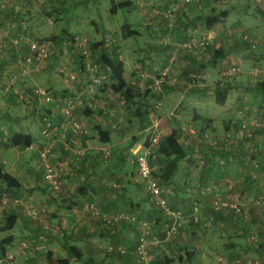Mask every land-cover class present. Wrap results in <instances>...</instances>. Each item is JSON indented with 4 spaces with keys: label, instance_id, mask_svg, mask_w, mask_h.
<instances>
[{
    "label": "rangeland",
    "instance_id": "rangeland-1",
    "mask_svg": "<svg viewBox=\"0 0 264 264\" xmlns=\"http://www.w3.org/2000/svg\"><path fill=\"white\" fill-rule=\"evenodd\" d=\"M59 1L60 2H56L55 0H37L30 2L25 0L22 1V3L15 2L11 5L12 0H0V60L5 58V56L13 55L14 57H12V59L13 62L17 64L16 67L22 66L20 70L21 80L22 77L40 74L43 71H45V76L46 70L48 69L51 74H56L58 77L61 75L67 77L72 86V88H70L71 91L63 95L53 92L49 85L50 82L48 81H45L46 86H25V95L27 99L29 98L30 100L20 98L19 96L24 103L15 101L16 107L14 108H16V110L7 111L0 107V151L1 153L2 151H7L6 154L13 153V149L4 148L2 145L11 146L8 143L9 137L16 132H25L28 130V127L29 129L32 128V134L37 138L35 140H41L40 135L42 133L43 139L46 140L45 146H35L34 149L38 150L39 155L45 147L48 148V163L51 168L58 173L60 190L56 192L55 190L58 189L53 187V182L43 174L41 175V179L37 177L36 183L38 186L40 183L44 185L43 189L54 197H69L70 202L68 206L70 209L73 208L71 212L74 216V220L70 222V226L67 227V229L69 228L71 230L73 227L75 233H77L76 236L80 237L85 244H78L76 246L72 244L73 240L70 242L65 241V243L76 246L84 257L82 258V262H72L64 245L62 250L65 252L63 253L59 250V253H56V255L59 256L58 260L46 256L45 249L47 242L52 239L50 235H57L55 229L57 228L58 234L63 232L62 230H68L60 229L57 225H55L56 228L48 225L49 221L53 222L54 220L50 217L53 213L40 208L42 203L40 204L37 201L40 196L37 195L32 198L31 201H26L25 196H23L21 194L22 191H20L14 194L4 193L0 197V225H3L10 215L17 213L21 216L19 220L22 223L20 226H15L13 230L0 234V240L11 235L14 238L20 239L25 235L24 230L26 227H31L30 235L34 234L38 236L35 242L26 239L17 242L16 249H18L20 255L22 253L23 256L21 260L16 257L13 252H9L12 247H9V249H7V247L5 253L0 255V264H64L65 261L72 262V264H86L85 262L88 260H91L95 264H116L118 260H122L123 257L131 259L126 264H144L138 251L141 243L140 239L145 236L147 242L145 252H147V258L149 259L148 264H183L187 260H183L185 258L182 257V255L185 253H182V248H178L177 245L179 244L174 243L173 246H171L174 251H170V248L166 246L167 243H169L168 240L179 237L177 235L180 234V231L183 229H181V221H179L178 224L174 223L170 226L166 223L159 228L154 224L155 222H150L149 219L143 218L142 214L137 215L138 221L136 224L121 222L108 226L104 218L115 216L119 213L129 214L128 211L130 210H128L127 207L129 206V201H134V189L140 194V197H136V202L140 203V207H138L137 210L143 209L145 212H149L148 214L152 213L154 215L156 212L154 206L161 210L151 202L150 196L149 200L147 199L145 191L135 185V182L132 181V183H130L132 185L130 186L126 180L134 177V168L132 166L134 152L143 145L148 129H150L157 119L160 122L161 128L164 130V135L172 133L173 127L178 125V123L174 121V119H177L174 118V114L185 112L188 115L186 116L185 114L184 117L186 119H183L184 122H182V124L185 125V123L192 122L194 111L191 108L192 106L185 110L187 101L184 96L186 93H189V91L186 90L189 80L201 81V79L193 78L190 75L191 72L185 70L180 61L183 60V62H186L187 56L192 53L202 56L209 52V48L213 49L215 46L217 49L218 47L215 45L216 41L213 40V35L210 33H203L199 36L194 32L191 33V36L179 35L181 37H176V40L170 38L161 39L162 33L152 27V25H155V20H152L153 16L151 17L149 13H143V11H145L144 9L139 10L140 8L137 2H134L136 10L130 12V10L127 9H119L117 14L112 16L110 14L112 8L111 0ZM119 1L121 2L122 0ZM161 1L164 2L165 0ZM246 3L249 5L246 9L248 15L251 17H248V19L244 21L245 29L241 27V33H244V37H246L245 35L247 33L249 34V32L251 35L260 33V36L264 37V15L256 12V0H246ZM211 4L216 5L215 7L218 6V10H228L230 8L223 4V0H212ZM6 5L10 6L6 7ZM200 5L199 3H195L188 6L184 11L185 14L192 8H199ZM148 8L150 11L152 10L151 7H147V9ZM240 9L241 8H238V12L233 13L227 19L228 23L234 22L244 16V14L240 12ZM211 10L210 8V13ZM9 12H13V14H9ZM125 24H129L133 30L139 31L140 34L125 39L121 32V28ZM203 28L205 29V24ZM254 29H256V31ZM114 30L118 31L119 35L115 36ZM20 31L29 34L31 38H36L41 42L49 41L55 44V46L53 45L50 47L48 56L44 58V61H42L38 69H34V65L28 66L27 59L32 54L28 45L26 43H21L19 40V42L15 41L19 38L17 33ZM105 31H109V35L106 36L107 33H105ZM76 33L85 37L80 40L77 35H74ZM188 37H191V39L194 38L199 42V48H196L191 53L177 46L187 41ZM157 38L163 40V44L167 41L173 45L169 44L173 51L171 56L166 60V63H164V59L161 60L163 64H159L160 61L156 63L154 58L157 55H155L153 51H150L154 40ZM219 39L221 40V38ZM112 40L117 41V43L119 42L120 45L115 47L111 46L110 48L107 46L106 49H103L97 42L104 41L110 44ZM204 42L206 45L208 44V48H206V45L204 48L201 46ZM81 44L83 45L80 46ZM242 50L241 54L239 53L240 56L242 55L241 57L250 53L264 56V45L255 50H253V48L248 51L246 48ZM84 52H87V54L85 55ZM103 53L111 58H115L117 61L125 62L127 69L125 71V80L123 83L133 86L134 94L141 95V98L137 97L129 104L125 98L114 92L112 86L116 84V80L112 78L110 71L101 62ZM207 54L205 55L206 57ZM209 55L212 56L213 53H209ZM57 59H63L69 63L70 66H73V72L69 75H65L60 69L58 70V67L55 65ZM248 61L249 62L246 61V65L251 62V59L248 58ZM262 64L264 67V59ZM239 66L241 71L237 76L228 78L229 76L227 75L230 73L228 72L220 77H214L212 74V79H214V83L217 81L221 84L235 83L239 86L238 103L241 106V102H244L242 103V105L245 104L243 107L246 108L247 106V110L250 113L247 126L244 130H248L249 127L253 128V130L249 136H246L248 142H245L246 145L244 149L238 154L242 155L243 152L247 151L246 148L249 147L248 151H250V153H248V156L249 159L250 157L253 158V163L244 164V166L250 167L251 173L259 177H264V105L259 106V100L254 99V95L247 91V86H249L247 81L244 80V82H241L243 80L242 75L245 72L240 64ZM26 69H28V72L25 71ZM250 72H252V77L256 79L262 75L258 74L255 70ZM255 72L256 74H254ZM163 73H167L170 78L167 85L160 86V90L164 93L162 94L159 92L162 96V98L160 96L159 101L158 97H149V93H153V91L156 92V89H158L157 80L162 77ZM147 80L150 82L146 83ZM22 81L26 82L25 80ZM86 82L87 84H85ZM13 87V83L10 89L9 86L6 85L4 87L5 92L13 91ZM35 87H46L50 90L53 101L46 104L51 105L54 103V108H52L51 112L46 113L43 107L38 106L36 111L37 115H35L37 117L36 121H34V126H31L30 113L33 106L27 103L32 102L33 96L35 95L32 89ZM168 87L174 88L172 91H174L173 96L175 98L171 105L172 110H170L173 115L168 114L169 112L167 111L165 113L162 112L163 109H166L164 100L165 91L169 92V90H166ZM85 89L90 91L89 95H91V99L92 97H96L97 103H99L92 116H90L93 118V121L89 118L87 119V121H89L88 124L83 121L84 118L82 116L86 108V102L83 99V96H86V93H84ZM146 94L148 102L145 103ZM34 97L38 98L36 95ZM70 99L74 100L75 108L70 115H64L58 106H62L65 101ZM159 102L163 104L158 110L157 105ZM235 103L237 104V102ZM14 104V102L11 103V105ZM18 104H24V106H19ZM35 106H37V103ZM202 110L207 111L206 113L209 114V107L205 106ZM242 110L247 112L246 109ZM205 116L206 118L204 119L208 120L207 118H209V115ZM47 122H50L52 125V135L49 139H45L43 136V130L46 128ZM198 133L199 135L204 134L202 136L206 134L199 131ZM212 137L214 138L211 139L210 136L207 140L211 139L210 142H213L212 147H214L215 152L228 150V148L225 147V142L222 137ZM56 143L63 146L64 150L69 153V157L65 155L62 159L59 158L57 161L55 160L57 152H61L59 151L61 148H56ZM90 145H95L92 151L93 154H89V149H87ZM19 151L15 152V154L18 155L20 153ZM27 154L35 155V151H27ZM22 155H25V153H22ZM159 156L160 153L157 151L153 157L156 172L163 169V166H165V164L159 162V158L162 157ZM89 157L90 159H88ZM93 159L95 162H92ZM39 160L43 164V170H45L44 162L41 160L40 156ZM230 160L233 161L234 158ZM239 164H236L238 166L234 169H232L230 165H227V169L224 167L222 171V174L226 173L232 178L228 193L235 192L236 188L240 185L247 186L245 180L240 182L239 178H236ZM4 166H9L8 160H6ZM93 166L94 168H92ZM201 166L205 167L206 164H202ZM6 167L4 168L7 169ZM35 169L39 171L38 166L35 167ZM93 171H95V173L94 175L92 174L91 184H89L90 188L85 191L84 195L79 194V196L72 197L76 191L80 189L86 174ZM121 175L125 177L129 176V178L121 177ZM156 175L158 174L156 173ZM30 176L33 178L34 174ZM26 181L27 180H25V184L27 183ZM165 185L169 189L168 184L165 183ZM125 190H127V192H124ZM121 193H124V195L119 198ZM41 197L43 196L41 195ZM217 199L218 200L215 199L216 201L213 204L215 214L212 213L211 216L218 217L216 214L222 213L224 216L220 222H222L224 226L220 224L221 226L218 227H210L214 239L216 238V251L224 254L223 244L236 238L235 232L239 227L238 224L243 225L239 228L241 232L240 236L244 240V245H248L250 242L253 247H257V238H259L261 233H264V214L260 211V213L257 214L255 222H251L249 226L246 221L250 220V216L249 213L246 212L247 210L244 206L222 198ZM16 201H19V203H16ZM224 203L229 206L224 207ZM257 203H260L259 208L263 209L264 190L260 192ZM235 204L241 206L242 215H238L231 207V205ZM197 208V216H194L192 219L194 223H198L200 220V208L198 206ZM59 210L64 213L67 211L62 209ZM161 211L164 215L171 217L166 214L165 211ZM150 218L152 219L151 216ZM143 221L149 223L148 229H145L141 225ZM123 225L136 229L135 233L130 230L129 241L125 239V237H127L126 233L122 230L118 232L120 229L119 227ZM175 225L176 231L173 232V227ZM193 230L197 231L196 228H193ZM108 231L113 234V238L108 234ZM146 231H148L149 234H146ZM188 232L191 233V230L187 231L186 236H191L192 238L198 237L197 241L203 240L199 233H192L189 235ZM202 233L205 234L203 231ZM120 234L121 237H119ZM253 236L256 239L251 238ZM59 239H62L61 236H59ZM92 246L99 249L97 253L89 252V248ZM186 250L192 254L193 246ZM63 255H68V258H62L61 256ZM216 255L214 260L217 264H264V250L246 257L241 261L230 257L228 259H223L221 255L219 257ZM108 258L116 259L117 261L109 262ZM5 259L8 260L5 261ZM31 259H34V262H32ZM197 263V260H195L191 264Z\"/></svg>",
    "mask_w": 264,
    "mask_h": 264
},
{
    "label": "crops",
    "instance_id": "crops-1",
    "mask_svg": "<svg viewBox=\"0 0 264 264\" xmlns=\"http://www.w3.org/2000/svg\"><path fill=\"white\" fill-rule=\"evenodd\" d=\"M22 1L25 0H14V1L12 0L11 5H13L15 2L22 3ZM28 1L32 2L37 0H28ZM55 1L60 2L59 0H55ZM116 1L120 2L119 0ZM211 2L212 0H203L201 1V5L199 8H195V9L192 8L188 11L187 14L184 15L185 21H188L190 24L193 22V24H191V26H189L186 29H184V27L181 28L176 26L175 28L168 29L167 23L166 21H164L163 18L152 19L155 20L154 21L155 25H152V27L155 28V30H158L162 33L161 39L170 38L172 40H176V37H181L182 35L191 36V33L193 32L199 36L202 35L203 33H210L211 35H213V40L216 41L215 45L218 48H223L226 49V51L228 50L230 52L229 56L223 59V61L219 62L216 66L210 65L213 55L212 56L209 55V53L214 52L213 49L215 48V46L213 47V49L211 48L208 49L209 50V52H207L208 54L205 53V55L207 54V57L205 55L201 56L199 54L193 53L187 56L186 62H183V60L180 61V63H182L183 68L188 72H191L190 75L193 78L201 79V81L189 80V83L187 85L188 88L186 89L187 91H189V93L188 94L186 93L184 96V98L187 101L185 110H187L188 107L192 106L191 108L194 111L192 122L190 121V123H185V125L182 124V122H184L183 119H186L184 117L185 114L186 116L188 115L185 112L179 114L177 113L176 115L174 114L175 116L174 118H177L176 120L174 119V121H176L178 125H175L173 127L172 133H169L177 137L179 143L183 145L184 148H186L190 152L188 159L181 163L178 175L170 183H168V187L170 191L172 190L171 191L172 194L170 196V201H169L170 210L175 215L181 214L182 217L180 219H176L174 217H168L164 215V213L161 210L157 209L155 206L154 208L157 212V213L155 212V215L152 213L148 214L149 212H145L143 209L137 210L138 207H140V203L136 202V197H140V194L136 192V189H134L133 191L134 201L133 202L129 201V206L127 207V209L130 210L128 211L129 214H135V215L142 214L143 218L149 219L150 222H155L154 224H156L159 228L165 225L166 223H168L170 226L176 222L179 223V221H181L180 222L181 229L182 228L183 229L182 230L180 229L181 230L180 234L177 235L179 237H176L178 239L173 238L171 240H168L169 243H167L166 246L170 248V251H174V249L171 248V246H173L174 243L179 244L177 245L178 248L179 247L182 248L183 249L182 253H185L182 255V257H184L185 259L183 258L182 259L184 261L187 260L189 262L188 263L187 261H185L183 264H191L195 260H197L198 262L197 264H217V262L214 260L216 258L215 257L216 254L217 257L221 255L223 259H228L229 257L235 259V256L236 257L239 256L238 258L241 261L244 260L246 257L261 252V251L260 252L254 251L255 252L254 253L249 249L247 245H244L243 243L244 240L240 236L241 232L239 228L240 226L242 227L243 225L238 224L239 227L235 232L236 238H234L230 242H225L223 244L224 254H221V252L219 251L218 253L215 247L216 238L214 239L212 235L213 233L210 228V227L212 228L218 227L221 225L224 226V224L220 222V220H222L224 216L222 213L216 214L218 215V217L211 216V214L214 213L213 204L216 200H218L217 198L220 199L222 198L227 201L238 203L244 206V208H246L247 210L246 212L249 213L250 216V220L246 221L249 224V226L251 225V222H255V219L257 218V214H259L260 211L262 214H264V207H262L263 209H260L259 208L260 203H257V198L259 197L260 192L264 190V177H259L258 175L251 173L250 167L244 166V164H250L251 162L253 163V158L250 157L249 159L248 156L249 155L248 153H250V151H248L249 147L246 148L247 151L243 152L242 155L238 154L242 151V149H244L246 145L245 142H248L246 136H249L253 130V128L250 127L248 128V130H244V128H246L247 126L248 118L250 115L249 111L247 110L248 107L247 106L246 108L243 107V105L245 104L242 105V103L244 102H241V106L239 105L238 103L239 86L236 85L235 83H229L231 86V90L227 96V100L225 104L219 105L217 102V94H216V89L218 88L219 83L218 81L214 83L213 82L214 79H212V74L214 77H218V76L220 77L222 75H225L227 71L230 70L233 64L239 63L245 72L242 75L243 80L241 82H244V80H246L247 83L251 85L254 84L256 80L261 81L264 75V67L262 64L264 56L262 55L258 56L255 53H250L246 56L244 55L245 57L244 58L241 57L242 55L240 56L239 53L241 54V52L243 51L241 50V48L242 49L246 48L247 51L252 48L253 50L260 48L261 46L264 45V37L260 36L261 35L260 33L251 35V33L249 32L248 34L249 40L247 43H244L238 39H236V42L234 43L233 38H231L232 36H236V37L242 36L241 27L244 28L245 27L244 21L248 19V17H251L250 15H248L246 9L248 7L246 0H232L231 3L232 7H230L231 10L228 16L229 18L233 13H235L238 10V8L242 9V5L244 6L246 4V8L244 9L245 11L240 10V12L244 14L243 17H240L238 20H235L234 22L231 23H228L227 22L228 18H226L211 30L207 28V25H205V29H204L203 28L204 20L206 16H208V14L210 13L209 12L210 8L212 9L211 13L212 11H214V9L217 12H222L225 10V9L218 10L217 9L218 6L215 7L216 5L211 4ZM8 6L10 5H6V7ZM257 6L259 8V13L264 15V3L261 4L258 3ZM149 12L150 9L148 10V13ZM10 13L13 14V12H9V14ZM143 13H147V12H143ZM254 30L256 31V29ZM114 31H115L114 32L115 36L119 35L118 31L116 30ZM121 32H122V28H121ZM105 33H107L106 34L107 36L109 35L110 32L105 31ZM74 35H77V37L80 38V40H82V38L85 37L78 33ZM219 38H221V40ZM161 39L157 38L156 40H154L153 45L150 48V51H153L155 55H157L154 59L156 63L160 61L159 64H163L161 62L162 59H164V63H166V60L168 59L169 56H171L173 51V49L170 46H164L162 44L163 40ZM97 42L98 44H100L99 46H102L103 49H106L107 46H109L108 48H110L111 46L115 47L117 45H120V43L119 42L117 43V41L115 40H112L110 42L111 45L104 41L102 42L97 41ZM239 50L241 51L238 54H236L237 51ZM12 57L14 56L13 55L5 56V58L0 60V107L1 108H4L7 111L16 110V108L14 107H16L17 101L19 103H24L20 98H24L26 100L29 99V98L27 99L26 95L22 97L20 95V92L24 89V87L25 86L33 87L34 85L46 86L45 81L50 82L49 83L50 88L55 93L63 95L71 91L70 88H72V86L70 85V82L68 81L67 77H63L61 75L60 78L56 76V74H51L48 69L46 70L45 76H44L45 71H43L40 74H35L30 76L25 75L26 77L24 78L22 77V80H25L26 82L22 81L20 74V70L22 66L16 67L17 64L13 62ZM248 58L251 59V62L248 63V65H246V61L249 62ZM55 65L56 67H58V70L60 69L62 72H64L65 75L71 74L74 70V67L70 66L69 63H67L63 59H57L55 61ZM124 66L126 71L127 68L125 62H124ZM254 70L258 74H262L261 77H259V79L252 77L253 75L252 72L250 71H254ZM256 72L254 74H256ZM148 82L150 81L147 80L146 83ZM12 83L14 84L13 91L11 90L10 92H5L4 87L6 85L10 87ZM85 84H87V82ZM221 86H223V84H221ZM173 89H174L173 87H168L166 89L169 90V92L165 91L164 101H165L166 109H163L162 111L164 113L167 111L169 112L168 114L170 115L171 114L173 115L172 111L170 112V110H172L171 105L174 102V98H175L173 96L174 94V91H172ZM84 93H86V96H83V99L86 102V108L84 109V113L82 116L84 118L83 121L88 124L89 121H87V119L89 118L90 120L93 121V118L90 116H92L93 112L95 111L99 103H97L96 97L95 98L92 97L91 99V95H89L90 91L85 89ZM34 96L32 102L27 103L33 106L30 113L31 126H34V121H36L37 117L35 115H37L36 111L38 109V106L43 107L46 113L51 112L52 108H54L53 107L54 103L48 105L46 104V101H42L40 97L36 98ZM150 96L155 97V92L153 91V93L152 92L149 93V97ZM12 102H14L15 104L11 105ZM235 102H237V104ZM36 103L37 106H35ZM18 105L24 106V104L23 105L18 104ZM205 106L209 107V112H208L209 114L206 113L207 111L202 110L203 107ZM87 109L93 110L92 113L87 114ZM242 109H246L247 112H244L245 110ZM205 115H209L208 116L209 118H207L208 124H206V130L204 129V127L201 126V122L203 121L204 118H206ZM32 130H33L32 128L29 129L28 127V130H26L24 133H28L33 136ZM198 131L206 133L205 136H202L204 134L199 135ZM210 136L211 139L214 138L212 136L222 137L225 142L224 143L225 147L228 148V150L226 151L220 150V152H215L214 147H212L213 142L212 143L210 142L211 139L207 140ZM40 137L41 140L39 139L35 140L37 138L33 136L34 141L32 146L23 147V149L22 146L2 145L4 148L10 150L13 149V153L11 152L10 154L9 153L6 154L7 151L6 152L2 151V153L0 151V159H1L0 163H2L4 166L6 160H8L9 166L8 167L4 166L7 168L5 170L16 176L21 181L23 185V190L21 194L25 196L26 201H31V199L37 195L40 196V198L37 200L38 203L40 204L42 203L40 208L53 213L52 216L50 217L55 220V221L53 220V222L49 221L48 225H50L53 228H56L55 225H57L60 229H67V227L70 226V222L74 220V216L71 212L73 208L70 210L64 209L67 210L66 213L60 211L58 209L56 202L55 203L50 202L51 199H49L48 197L50 193L43 189L44 185L40 183L38 186L36 183L37 177L41 179V175L42 174L45 175V170H43V164L39 160L38 150L34 149L35 146H39V145L45 146L46 140L43 139L42 133ZM94 146L95 145H90L89 147H87V149H89V154L90 153L93 154L92 151L95 148ZM57 147L61 148V150H59L61 152H57L56 154L57 157L55 159L56 161L59 158L62 159L65 155L69 157V153L64 150L62 145L56 143V148ZM17 151L20 152L18 155L15 154V152ZM27 151L28 152L35 151V155H28ZM22 153H25V155H22ZM233 158H234L233 161L230 160ZM88 159H90V157ZM92 162H95L94 159ZM132 162L133 164L132 163L131 164L134 168V175H133L134 177L126 180L130 186L132 185L130 184L132 183V181L135 182V185H137L138 187H140V189L145 191L147 199L149 200V193L145 189L144 184L138 178L137 166L134 162V159ZM202 164H206V166L203 167L201 166ZM236 164H239V168L237 171L238 174L236 175V178H239L240 182L245 180L247 182L246 184L247 186L245 187L240 185L236 188L235 192L228 193L229 187H231L230 183L232 181V178L230 177V175L226 173L222 174V171L224 170V167L227 169V165H230L232 169H234L235 167L237 168L238 165ZM37 166L39 167V171L41 170L40 172L35 169V167ZM92 168H94V166ZM94 173L95 171L91 172V175L92 174L94 175ZM31 174L32 175L34 174L33 178H31L30 176ZM121 177L129 178V176L125 177L124 175H121ZM84 179L85 178H83V182ZM25 180H27L26 184H25ZM81 187H83V183H81L80 188ZM124 192H127V190H125ZM41 195L43 197H41ZM123 195L124 193H121L119 198L123 197ZM197 206L200 208V220L198 223H194L192 219L194 216H197L196 214V212H198ZM12 215L17 216V223L15 226L16 227L20 226L22 223L19 220V218H21V216H19V213ZM150 216L152 217V219L150 218ZM30 228L31 227H26V229L24 230L25 235L22 236L20 239L13 237V243L11 246H9L12 247L9 250V252L10 251L13 252L14 255L18 257L20 260L22 259L23 256L22 253L20 255V252L18 251V249H16L17 242H20L25 239L31 242H35L38 236L34 234L30 235ZM119 228L120 229L118 232L122 230L124 233H126L127 236L125 237L126 241H129L130 230L134 233L136 232L135 228L129 226L127 227L126 225H123ZM193 228H196L197 231L193 230ZM55 230L57 232V235H53V234L50 235L52 239H50L47 242L45 249V252L47 254L46 256L51 257L54 260L59 259V256L56 255V253H59V250L63 253L65 252L64 250H62L65 241L70 242L73 240L72 244L76 246L78 244H83V245L85 244L83 243V240L80 239V237L76 236L77 233H75L73 227L71 228V230L68 228L67 229L68 231L62 230L63 232H60V234H58L57 228ZM190 230L191 233L188 232L189 235L192 233L195 234L199 233V235L202 236L203 240L197 241L198 237L192 238L191 236H186L187 231ZM202 231L205 232V234L202 233ZM209 231L211 232L208 233ZM108 234L111 236V238H113V234L110 231H108ZM26 236H28L29 238ZM59 236H61L62 239H59ZM119 237H121V234ZM192 246H193V253L191 254V252H187L186 249H189V247L192 248ZM9 247L7 249H9ZM98 250L99 249L94 246L89 248V252L97 253ZM61 257L67 259L68 255L67 256L63 255ZM108 260L109 262L117 261L116 259H112V258H108ZM129 260L131 259H129L128 257L126 258L123 257L122 260L119 259L116 264H126ZM31 261L34 262V259H31ZM70 263L72 264V262Z\"/></svg>",
    "mask_w": 264,
    "mask_h": 264
},
{
    "label": "trees",
    "instance_id": "trees-1",
    "mask_svg": "<svg viewBox=\"0 0 264 264\" xmlns=\"http://www.w3.org/2000/svg\"><path fill=\"white\" fill-rule=\"evenodd\" d=\"M201 1L203 0H197L195 3L201 4ZM134 2H137V3L141 2L139 6L140 8L139 10L144 9L145 11L143 12L148 13L149 8L147 9V7H151L152 10L149 12V14L153 16V19L163 18L164 21H166L167 23L168 29L175 28V26L181 27V28L184 27V29H186L189 26H191V24H193V22L190 24L188 21L184 20L185 12L183 13V11H180L179 13L180 15L177 14L176 22L170 21L168 19H165L163 16H159L155 14L154 10L160 9V11L162 12L165 9L169 8L170 6L174 4H178L179 3L178 0H165L164 2L161 0H125L122 2L111 0L112 8L110 10V14L112 16L116 15L119 9H127V10H130V12L133 10H136ZM261 2L264 3L263 0H260V1L256 0V4L261 3ZM231 3H232V0H223V4L227 5V7H232ZM245 8H246V4L244 6L242 5V9L240 10L245 11L244 10ZM230 10L231 8H229L228 10H224L222 12H217L214 9L212 13L206 16L204 20V24L207 25V28L209 30H211L216 25H218L222 20L228 18ZM236 12H238V10ZM256 12H259L258 6H257ZM122 34H123V37L127 39V38H131L134 36H138L140 32L137 30H133L129 24H125L122 27ZM241 34L242 36H238V37L232 36L231 37L233 38L234 43L236 42V39L244 43L248 42L249 40L248 33L245 35L246 37L243 36L244 33H241ZM169 44L172 45V43L166 41L163 45L169 46ZM206 46H207L206 48H208V44ZM241 50L237 51L236 54H238ZM213 51H214L213 57L210 63L211 66H216L219 62L223 61V59L227 58L230 54L228 50L226 51V49H223V48H218ZM101 62L110 71L112 78L116 80V84L112 86V89L114 90V92L120 94L123 98H125V100L129 104L132 103L134 99H136L137 97H140V98L142 97L141 95L134 94V91L132 88L133 86H129L123 83V81L125 80V66L122 61H117L115 58H111L103 53L101 56ZM235 67L240 68L239 63L233 64L230 70L227 71V73L230 72ZM240 71L236 74L227 75V76H229L228 78H232L234 76H237L240 73ZM257 79H259V77ZM168 83L169 81L164 83L162 86L167 85ZM161 87L156 89V92H155V97L156 98L158 97L159 101H160V96H161L159 92H161L162 94L164 93L162 90H160ZM247 87H248L247 91L254 95V99L259 100L260 102L259 106L264 105V75L261 81L256 80L254 84H251ZM230 90H231V86L229 83H225L223 84V86H221V83L218 84V88L216 89V94H217V102L219 105L225 104ZM145 100H146L145 103L148 102L147 94L145 95ZM91 113L92 111L90 109H87V114H91ZM206 124H208V121L203 119V121L201 122V126L204 127L205 130H206ZM33 141L34 139L31 134L24 133V132H16L9 137L8 143L11 146L31 147L33 144ZM158 152L160 153V156H162V157L159 156L160 157L159 162L165 164V166H163V169H160L158 172H156L159 175V176L158 175L156 176H158L162 180L163 183L168 184L178 175L181 163L188 159L190 152L186 148H184V146L179 143L178 138L172 134L165 135L162 145L159 148ZM45 177H47L46 172H45ZM84 178L85 179L83 182V187L78 189L72 197L79 196V194L84 195L85 191L88 188H90L89 184H91V179H92L91 173H87ZM22 190H23V185L21 181L16 176L6 171L3 164L0 163V197L4 193L14 194ZM59 190L60 189L55 190V191L58 192ZM48 197L49 199H51L50 201L51 203L53 202L57 203L58 209L70 210V207L68 206L70 202L69 197H56L55 198L53 195H50V194L48 195ZM16 223H17V216L10 215V217L6 220V222L3 225H0V234L13 230ZM251 238L256 239L254 236ZM257 242H258L257 247H253L250 242L248 243L247 246L249 247L251 251L253 250L255 252H260L264 250V233H261L259 235V238H257ZM12 243H13V236H8L6 238L1 239L0 240V255H3L5 253L6 248L11 246ZM64 248L66 249L68 255L71 257L72 262H78V263L82 262L83 254L76 246L64 243ZM238 257L235 256V260L239 259ZM85 263L95 264L91 260H88ZM64 264H71V263L68 261H65Z\"/></svg>",
    "mask_w": 264,
    "mask_h": 264
},
{
    "label": "built area",
    "instance_id": "built-area-1",
    "mask_svg": "<svg viewBox=\"0 0 264 264\" xmlns=\"http://www.w3.org/2000/svg\"><path fill=\"white\" fill-rule=\"evenodd\" d=\"M197 0H180L178 4H174L170 6L169 8L165 9L164 11H160V9L154 10L156 15L163 16L165 19H168L170 21L176 22V16L177 14L180 15V11H184L187 9V6H190L192 4H195ZM260 1V0H259ZM139 6L141 2L138 3ZM174 22V24H175ZM18 39L15 41L26 43L30 50L32 51L31 56L27 59L28 66L34 65V69H38L42 61H44V58H46L49 54V49L55 44L44 41L41 42L40 40L36 38H31L29 34L25 32H18ZM19 40V41H18ZM199 42H197L194 38L191 39V37H188V40L184 43L178 44L177 46L186 52H193L198 47ZM81 44L80 46H82ZM206 43L204 42L201 46L203 48L205 47ZM58 48V47H57ZM86 55L87 52H84ZM28 72V69L25 70ZM240 71L239 67L233 68L228 75H232L235 73H238ZM169 76L166 73H163L162 77L157 80V86L158 88L162 86L164 83L169 81ZM10 89V87H9ZM26 90L23 89L20 92L21 97L25 95ZM32 92L40 97L42 100H45L46 103H50L53 101L52 95L50 93V90L46 87H35L32 89ZM163 103L159 102L157 105L158 110L162 106ZM61 110V112L64 115H70L72 111L75 108V103L73 99H70L68 101H65L62 106H58ZM51 123L47 122L46 128L43 130V136L45 139H49L52 135V129H51ZM164 130L160 126V122L157 119L154 124L148 129L146 138L144 140V143L140 148H138L134 152V162L137 166L138 171V178L141 180V182L144 184L145 189L149 193L150 200L153 204H155L157 207H159L161 210L165 211L166 214H168L171 217H174L176 219H180L182 217L181 214L175 215L171 212L169 208V199L172 194L170 189H168L165 185V183L162 182V180L156 176V171L153 163V157L155 153L159 150V148L162 145V142L164 140ZM41 160L44 162L45 172L47 175V178L50 179L53 182V187L55 189H59L60 185L58 183V173L54 169L51 168L50 164L48 163V157H49V150L48 148H44L43 151L39 154ZM16 203H19V201H16ZM224 207L229 206L228 204L224 203ZM231 207L235 210V212L238 215H242V208L240 205H231ZM104 221L106 224L114 225L116 223H123L128 222L130 224H136L138 221L137 215H130L126 213H119L115 216L111 217H105ZM175 224H178L176 222ZM141 225L145 228H149V223L147 221H143ZM176 231V225L173 227V232ZM147 232V233H146ZM146 234H149L148 231H146ZM141 243L139 247L138 254L142 257V260L144 261V264H148V258H147V252H145V248L147 245L146 242V236L141 238ZM8 259H5L7 261Z\"/></svg>",
    "mask_w": 264,
    "mask_h": 264
}]
</instances>
